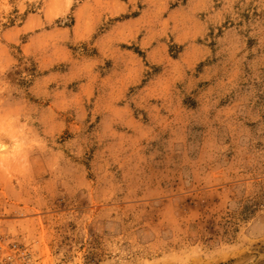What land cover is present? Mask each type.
<instances>
[{
    "label": "rangeland",
    "instance_id": "obj_1",
    "mask_svg": "<svg viewBox=\"0 0 264 264\" xmlns=\"http://www.w3.org/2000/svg\"><path fill=\"white\" fill-rule=\"evenodd\" d=\"M78 1L0 0V259L264 264L257 6L118 0L67 40Z\"/></svg>",
    "mask_w": 264,
    "mask_h": 264
},
{
    "label": "crops",
    "instance_id": "obj_2",
    "mask_svg": "<svg viewBox=\"0 0 264 264\" xmlns=\"http://www.w3.org/2000/svg\"><path fill=\"white\" fill-rule=\"evenodd\" d=\"M107 6H109L107 8ZM129 6V4H128ZM118 10V0H79L73 13V17L76 21V25H73L71 28L65 27L56 31V33H61L64 35L65 39L77 40L79 38L88 39L91 36H94L95 33L100 30L102 23L105 19L115 17ZM125 11L124 8H122ZM47 20V18L45 19ZM117 27H114V29ZM81 31V37H79V31ZM24 30V29H23ZM113 28L105 33V37L113 34ZM54 33V31H46L43 34H37L35 36H30L27 41L21 44V51L23 54H37L38 49L45 42L46 46L56 45L49 38V34ZM44 34L46 37H44ZM16 39V38H15ZM100 39V38H99ZM98 39V40H99ZM11 40V39H10ZM64 40V38H63ZM16 42V40H14ZM13 41V42H14ZM39 45V47H38ZM53 45V46H54ZM59 46L62 44L59 41ZM29 49V51H28ZM34 51L35 53H33Z\"/></svg>",
    "mask_w": 264,
    "mask_h": 264
},
{
    "label": "clouds",
    "instance_id": "obj_3",
    "mask_svg": "<svg viewBox=\"0 0 264 264\" xmlns=\"http://www.w3.org/2000/svg\"><path fill=\"white\" fill-rule=\"evenodd\" d=\"M35 2H39V0H35ZM233 4L239 2V0H232ZM248 4H255L257 6V11L260 13L259 17H253L249 23L253 29L251 35H256V30L259 29L261 33H264V0H246V4L244 5L247 7ZM26 6H31V4H26V0H18L16 4L11 5L10 7H18L23 12ZM48 5L46 4V7ZM43 11V9H41ZM2 16H0V20H2ZM233 19H240L237 14H233ZM261 46H264V41L261 42Z\"/></svg>",
    "mask_w": 264,
    "mask_h": 264
},
{
    "label": "built area",
    "instance_id": "obj_4",
    "mask_svg": "<svg viewBox=\"0 0 264 264\" xmlns=\"http://www.w3.org/2000/svg\"><path fill=\"white\" fill-rule=\"evenodd\" d=\"M24 252H21L16 246L13 255L7 256L6 258L0 259V264H19V261H26L27 255H23Z\"/></svg>",
    "mask_w": 264,
    "mask_h": 264
}]
</instances>
